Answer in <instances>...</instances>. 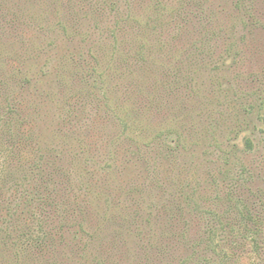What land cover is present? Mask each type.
<instances>
[{"label":"rangeland","instance_id":"rangeland-1","mask_svg":"<svg viewBox=\"0 0 264 264\" xmlns=\"http://www.w3.org/2000/svg\"><path fill=\"white\" fill-rule=\"evenodd\" d=\"M0 264H264V0H0Z\"/></svg>","mask_w":264,"mask_h":264}]
</instances>
